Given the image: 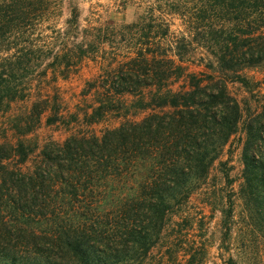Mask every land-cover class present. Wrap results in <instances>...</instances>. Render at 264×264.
Returning <instances> with one entry per match:
<instances>
[{
	"label": "trees",
	"instance_id": "1",
	"mask_svg": "<svg viewBox=\"0 0 264 264\" xmlns=\"http://www.w3.org/2000/svg\"><path fill=\"white\" fill-rule=\"evenodd\" d=\"M189 4L185 12L175 9L187 31L171 43L167 23L146 18L78 39L76 8L66 21L70 32L41 34L62 0H0V115L31 95L36 76L64 78L102 54L89 118L123 119L101 136L74 134L38 151L27 136L49 102L38 97L12 117L15 139L0 143V264H217L203 235L188 232L194 223L188 203L239 128L237 196L249 227L264 239V98L252 109L227 89L230 81L252 90L242 72L264 67V0ZM185 41L205 49L215 71L187 74ZM183 77L186 85L173 90ZM138 113H145L140 120L128 118ZM233 194L220 209L221 244L229 253ZM223 264L241 258L230 254Z\"/></svg>",
	"mask_w": 264,
	"mask_h": 264
},
{
	"label": "rangeland",
	"instance_id": "2",
	"mask_svg": "<svg viewBox=\"0 0 264 264\" xmlns=\"http://www.w3.org/2000/svg\"><path fill=\"white\" fill-rule=\"evenodd\" d=\"M190 0H62L58 12L50 13L47 22L39 28L38 32L53 35V31L70 32L66 21L70 18L73 8L77 9L78 28L73 30L78 39L88 37V34L106 27L118 28L122 24H129L138 18L147 20H164L169 28V41L173 43L187 31L184 18L176 14L175 9L185 12L186 7H191ZM178 13V12H177ZM186 20V18H185ZM161 21V20H160ZM159 21V22H160ZM155 26L157 24H154ZM154 31H158L155 28ZM184 49L186 56L182 62L187 74H210L215 69L208 68L206 50L193 42ZM168 41H164L167 48ZM99 58L84 59L76 68L66 72V77L54 78L49 72L47 78L36 76L30 82L31 95L24 101H17L11 105L6 114L0 115V143L4 136L15 139L14 132L10 130V120L25 112L32 101L38 97L49 102V108L42 116L41 124L27 136L38 143V151L47 141L64 142L70 135H96L109 128L117 127L123 119L115 114H109L96 123H91L89 115L96 107V96L93 84L101 75L102 54ZM242 75L254 84L248 90L236 82H227L228 93L241 104L247 102L252 109H256L258 101L264 98V67L247 69ZM183 77L171 84L173 90H179L186 85ZM122 102L132 104V97L124 96ZM132 111V110H131ZM145 113L130 114L129 119L140 120ZM17 137V136H16ZM244 134L241 128L230 139L220 159L214 163L206 184L195 193L189 203L188 210L194 218L193 228L188 232L193 238L203 235L212 245L211 256L217 264L230 255L241 258V264H264V239L257 236L249 227L237 191L241 183V149ZM29 164L37 159V153ZM228 174V180L225 178ZM234 193L232 200V240L230 253L225 250L226 245L221 244V215L220 209L224 204V196ZM203 238V239H204Z\"/></svg>",
	"mask_w": 264,
	"mask_h": 264
}]
</instances>
